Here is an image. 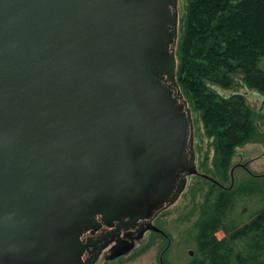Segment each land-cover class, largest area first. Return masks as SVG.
Segmentation results:
<instances>
[{
    "label": "water",
    "instance_id": "95a60500",
    "mask_svg": "<svg viewBox=\"0 0 264 264\" xmlns=\"http://www.w3.org/2000/svg\"><path fill=\"white\" fill-rule=\"evenodd\" d=\"M176 24V0H0V264H68L84 205L166 191L183 125L155 78L180 94Z\"/></svg>",
    "mask_w": 264,
    "mask_h": 264
},
{
    "label": "trees",
    "instance_id": "16d2710c",
    "mask_svg": "<svg viewBox=\"0 0 264 264\" xmlns=\"http://www.w3.org/2000/svg\"><path fill=\"white\" fill-rule=\"evenodd\" d=\"M182 7L175 80L213 152L211 170L204 173L221 185L191 178L195 182L176 218L192 219V256L183 264H264V175L221 184L230 180L234 150L256 134L252 120L258 112L249 99H264V69L258 65L264 57V0H184ZM203 153L201 166L207 168ZM202 194L206 199L197 209L194 198ZM249 200L257 206L250 208Z\"/></svg>",
    "mask_w": 264,
    "mask_h": 264
},
{
    "label": "flooded vegetation",
    "instance_id": "af4514ba",
    "mask_svg": "<svg viewBox=\"0 0 264 264\" xmlns=\"http://www.w3.org/2000/svg\"><path fill=\"white\" fill-rule=\"evenodd\" d=\"M165 2V10L171 12V4ZM177 24L176 40L178 35V0H176ZM170 20H171V14ZM169 20V22H170ZM165 26L171 28L170 24ZM169 41L164 42V55L171 53L173 38L168 37ZM176 46V44H175ZM175 55V49H174ZM157 84L163 91L161 95L162 104H170L169 112L172 118H179L182 121L183 133L182 140H176V157L178 165L169 170L163 181L168 184L163 194H158L153 187L144 190V201L132 207H112L111 200L105 197L93 200L84 205L79 213L78 220L72 228L74 234H65L63 240L71 238L73 245H68V264H85L88 260L96 257L94 264L114 263L126 260L153 245L156 238L164 240V245L160 248L157 256L159 264H163V253L169 249L171 238L162 227L163 219L167 216L170 208L176 207L179 199L192 177H200L220 185L200 170L201 161L199 158L198 144L195 140L194 117L187 101L181 94H178L176 87L167 79L164 73L156 76ZM176 81V80H175ZM177 83V82H176ZM178 85V84H177ZM181 95V96H180ZM189 111V116L188 112ZM181 124V122L179 123ZM138 154V150L133 149L128 152V159L132 160ZM237 166L247 170L246 162L243 164H233L231 172ZM195 169L197 174H189L190 170ZM230 173V171H229ZM205 175L202 177L200 175ZM214 180V181H212ZM152 184L159 181L155 176L149 180ZM184 183L182 191L181 183ZM221 186V185H220ZM152 243L147 247L149 240ZM145 243V244H144ZM144 245V246H143ZM140 251V252H139ZM188 257L192 256V250L186 251ZM153 264V263H152Z\"/></svg>",
    "mask_w": 264,
    "mask_h": 264
},
{
    "label": "rangeland",
    "instance_id": "374dc122",
    "mask_svg": "<svg viewBox=\"0 0 264 264\" xmlns=\"http://www.w3.org/2000/svg\"><path fill=\"white\" fill-rule=\"evenodd\" d=\"M183 2L184 0H178V12L180 13L181 8L183 9ZM259 67L264 69V57L260 59L258 62ZM263 101V104L260 105V102ZM249 102L254 109H257L258 116L255 115L253 117V126L254 130L256 132L255 136L253 137L252 141H249L247 143H244L243 145L237 147L234 150L233 155L230 159V166L233 164H243L246 162L247 170H244L240 166H237L233 169L231 172L232 176V183L231 180L227 178L226 182H222L221 184L223 186H228L233 184L234 186L237 185L240 182H245L248 180V178H251V176H254V178L258 179V176L264 175V99L261 97H257L256 99H249ZM193 117L195 119L194 122V129H195V140H197L198 146H201V151H199V158L200 161H203L204 157V150L207 151L206 153V159L205 164L207 165V168L200 167V170L204 172V169L207 170L206 172H210L212 167V160H213V152L210 148L209 144L207 146V143L209 140L204 137L202 132L201 123L198 120V115L196 113H193ZM257 135V136H256ZM255 138V139H254ZM232 167V166H231ZM210 169V170H209ZM231 169V168H230ZM230 171V170H229ZM205 172V174H207ZM208 175V174H207ZM230 175V173H229ZM262 181V180H259ZM195 182L194 180H189L187 182V185L183 191L185 194L181 195L179 199V203L176 207L170 208L167 212V216L162 220L163 224L162 227L166 233L171 238L169 249H167L163 253V260H165L168 264H183L186 260H188V256L186 254V251L188 249H191V244L189 243V230L191 229V222L190 221L186 223H180L177 221V214L179 213L178 210H180V207L185 204L188 200V189H190L191 185ZM264 182V181H262ZM204 186H206L204 184ZM207 187V186H206ZM205 187L204 192L206 193L207 188ZM230 187V186H229ZM203 193V192H202ZM204 193V194H205ZM204 194L202 196L196 195L194 200L197 204V209L201 208L204 200L206 199ZM214 193L212 194L211 191L208 195V198H212ZM248 206L251 208L252 206L255 207L257 204L255 202L249 200L247 202ZM200 205V206H199ZM243 209V212H246L245 207H240ZM222 233L217 232L216 237H221ZM156 242L153 245L148 246L144 250H142L140 253L119 262L114 263H106V264H159L157 261V256L160 251V248L164 245V240L162 241L161 238H156ZM145 244V243H144ZM144 246V245H143ZM99 264H105L102 261L99 262Z\"/></svg>",
    "mask_w": 264,
    "mask_h": 264
}]
</instances>
